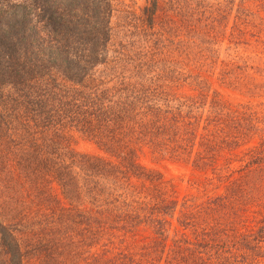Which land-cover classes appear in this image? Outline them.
I'll return each instance as SVG.
<instances>
[{"label":"rangeland","instance_id":"obj_1","mask_svg":"<svg viewBox=\"0 0 264 264\" xmlns=\"http://www.w3.org/2000/svg\"><path fill=\"white\" fill-rule=\"evenodd\" d=\"M5 1L28 5V14L32 19V3L29 0H0V6L4 7ZM111 4L112 37L107 47L106 63L96 66L84 82L90 87L93 84L102 87L99 95L107 92L108 100H105L104 94L98 105L80 106V114L73 117L79 120L80 126L62 129L56 121H65V118L60 119L65 91L75 88L80 93L88 89L72 87L61 80L46 84L45 93L35 96L32 88L9 85L0 88V264H16L8 252L11 241H16L20 250V264H131L128 260L122 262L117 252L119 247L125 248L133 242L144 246L143 243L148 244L149 238L154 236L147 225L138 224L145 216L140 205L151 208L170 203H175L173 210L157 216L166 221L170 239L181 230L178 225L181 212L194 213L192 208L196 206V209H202L201 215H188L191 223L204 226L208 222L211 224L210 220L215 218L227 224L228 230L221 236L224 245L217 253L207 251L202 256L196 255L195 260H200L195 264H225L224 259L229 258L227 263L234 264L233 255L238 257L235 264H264V249L251 251L238 246L237 250L225 246L227 241L237 239L236 236L247 234L248 227L253 226L249 222L252 216L259 221L255 230L260 227L262 230L259 232L264 235V168L251 169L241 178L237 172L234 173L238 185L230 188L236 197L223 201L224 209L219 213L206 212L203 209L207 207V197L224 195L227 192L225 185L217 182L213 186H192L191 183L193 180L225 177L237 171L242 167L238 161L241 149L230 152L209 148L207 159L203 160L209 168L198 171L191 163L196 160L197 152H202L205 157L204 149L195 146L186 148V151L178 150L170 156L162 152L167 144V134L174 132L177 125L171 127V131L164 128L153 137L150 133L152 127L149 128L150 122L157 119L151 117V111L158 109L159 118L166 115V110L178 112L177 102H165L159 96L171 92V84L164 81V76L159 80L168 72L165 70L168 59H173L178 71L180 62L187 56L190 60L217 58L218 62L233 58L248 60L254 68L253 78L261 86L256 98L247 99L221 90L213 80L215 76L209 82L212 90L220 92L232 105L250 101L257 112L264 109V0H256L252 6L245 5L242 0H111ZM146 10L154 13L156 19L153 23L146 22ZM152 41L160 42L159 50L141 57ZM133 58L140 61L136 64L132 62ZM146 88H150V93ZM177 94H184V91ZM191 94L195 96V93ZM121 98L130 99V104L115 103ZM108 101L116 104H110L112 112L123 108L128 114L123 121L124 127H117L116 136L102 148L99 146L102 140L100 128L95 129L99 126L97 119L101 114V104ZM179 101L183 102L182 99ZM198 107L196 102L190 113L195 116ZM180 108L181 114L185 115L187 108ZM165 118L158 125L167 123ZM139 125L144 132L139 131ZM176 140L184 144L181 138ZM157 144L162 146L156 150ZM111 152H134L139 164L157 178L156 194L148 188L134 191L126 182L114 183L99 172L98 166L93 167L96 165L95 158L115 163L117 156L113 158ZM184 152L187 153L183 155ZM211 157L220 165L215 176L209 172L212 170L209 166ZM57 170L65 173L62 175L65 179L68 174L76 179L69 182L72 184L67 182L71 193L67 198L55 178ZM130 185L133 186V183ZM139 186L141 184L137 183L135 187ZM244 194L249 199L240 201ZM156 195L157 200L151 198ZM183 203L187 208L183 207ZM120 212L123 216L138 218L133 228V240L119 229L108 233L112 235L110 243H98L97 235L93 234L94 224L98 223L95 222L103 218L115 220ZM189 237L193 238L192 234ZM134 253L142 255L143 250ZM167 253L168 248L160 254L154 253L156 259L160 258L159 264H164L169 255ZM146 254L152 257L148 252ZM251 254L256 255V260L251 261L254 256Z\"/></svg>","mask_w":264,"mask_h":264},{"label":"trees","instance_id":"obj_2","mask_svg":"<svg viewBox=\"0 0 264 264\" xmlns=\"http://www.w3.org/2000/svg\"><path fill=\"white\" fill-rule=\"evenodd\" d=\"M29 1L32 3V19L28 14L29 9H27L28 5L26 4L5 1V6H0V88L4 85L24 89L32 88V93L35 96L41 92L45 93L46 84L61 80L72 87L79 86L88 89L87 92L80 93L76 92L75 88L65 91V101L60 107V111H62L60 119L65 118V121L59 119L56 121L62 129L80 126L79 120L73 118L75 115L80 114V106L84 104L88 107L98 105L102 101L101 99H104V94L106 95L105 100H108L107 92H101L102 95H99L102 87L98 85L99 88L95 84L90 87V85H85L84 82L96 66L106 63L107 47L112 37L113 7L111 0ZM255 2L256 0H242V3L249 6H252ZM151 12L146 10V22L153 23L156 19L154 13ZM159 44L160 42L152 41V44L146 49V54L141 57L157 52L161 47ZM30 50H32L31 53ZM189 57L187 56L182 62L179 61L180 71L176 69L173 59L166 60L165 70L168 72L160 76L159 80L164 76V81L171 84L169 85V91L171 92L161 93L159 96L165 102H177L179 108H177L178 112L171 109L166 110V115H161L160 118L157 115L158 109L151 111V117L157 119L153 123L150 122L149 128L152 127L150 133L153 137L158 135L156 132H160L164 128L171 131L170 128L177 125L178 127L174 132L167 134L168 136L165 139L167 144H165V147L163 146L162 152L165 151L170 156L173 152L186 151V148H194L195 146L204 149L206 151L205 157L202 152H197L196 160L191 163L193 169L198 171L209 168L203 162L207 159L206 155L209 148L230 152L238 148L241 149L238 161L242 164V167L237 171H233L225 177L205 178L201 181L193 180L191 183L192 186L198 184V186H213L217 182L225 185L227 192L224 195L207 197L205 202L207 207L203 210L206 212L211 210L212 214H216L224 209L223 201H229L230 198L236 197V193L231 191V188L238 185L237 179L233 177L234 173L237 172L240 175L239 178H241L251 169L264 168V109L257 112L252 105L253 102L250 101L244 104L232 105L220 92L212 90L209 80L215 76L213 80H215L218 88L247 99L256 98L259 95V87L261 86L253 78L255 76L253 73L254 68L246 59L233 58L218 62L217 58L215 60L214 58L190 60ZM134 61L137 64L140 59L133 58L132 62ZM162 66L164 68L163 63ZM131 88L134 92L136 91L134 85ZM146 90L150 93V88H146ZM180 91H184V94H177ZM191 93H195V98ZM139 94L143 95V92L139 91ZM180 99L183 102H180ZM120 100L115 103L129 105L131 102L130 99L123 100L121 98ZM196 102L199 107L198 113L194 116L190 112ZM115 103L114 101H108L101 104V114L98 115L100 117L97 119L99 126L95 130L98 127L100 128L102 140L99 141L100 145H98L102 148L107 146L106 144L116 136L117 127L118 129L124 127L123 121L128 114L127 110L123 108L119 112H112L110 104ZM183 106L187 108L185 115H182L180 111V107ZM143 116L144 114L141 120ZM164 116H166L167 123L158 125ZM167 118L169 119L167 120ZM170 121L172 123L167 125ZM199 129L201 131H198ZM44 131L46 132V130ZM139 131L144 132L142 125H139ZM179 138L185 145L176 140ZM106 139L108 141H104ZM251 141H256V143L252 144ZM161 146L157 144L156 150ZM186 153L184 152L183 155ZM111 156L113 158L117 156L114 160L115 163H110L106 159L95 158L93 160L96 165L93 167L98 166L99 172L108 180H113L114 183L126 182L130 189L144 190L148 188L147 190H151L156 194L155 180L157 178L153 172L144 169L139 164L138 156L134 155V152L128 154H116L115 152ZM214 157H211L209 161V166L212 167L209 172L215 176V172L220 168V165L217 164L219 162ZM174 158L180 159L179 157ZM88 160L85 162L86 164ZM57 171L55 178L58 179L62 193L67 198L68 194H71L69 193L68 183L76 179H73L74 176L70 174L65 175V177L67 176L65 179L62 176L65 173ZM131 183H133V186L130 185ZM137 183L141 186L135 187ZM151 198L157 200L158 197L156 195ZM239 199L240 201L244 199L247 201L249 198L244 194V198ZM174 204L170 203L168 206L162 207L153 205L151 208L146 207L145 204L140 205L145 216L141 218L138 224L147 225L154 236L149 238L150 242L148 244L144 242V246H139L133 242L134 244L127 243L128 246L125 248L119 247L117 252L118 256L122 258V262L128 260L131 264H143V262L159 264L160 258L156 259L154 253L156 255L160 254L168 248L169 253L167 254L172 257L170 258L168 255L164 264H195L200 260L199 258L195 260L196 255L200 254L202 256L207 251H215L216 253L219 251V248L224 245L221 236L228 230L226 228L227 224L224 225L220 221H216L215 218L210 220L211 224L208 222L204 226L191 223L192 221L187 218L188 215H195V213H198V216L201 215L200 211L202 209H196L197 206L192 208L194 213L181 212V216L178 218V225L181 230L176 231L172 239L169 238L166 221L157 218V216L166 213L170 209L173 210ZM124 207L127 208L128 205ZM137 219V217L123 216V212H120L115 220H109V218L97 220L95 223H98L94 224L93 234L97 235L98 243L102 241L110 243L112 235L108 233L120 229L124 235L131 236L133 240V237H135L133 228L134 224L137 223ZM249 220L253 226L248 227L247 234L236 236L237 239L227 241L225 246L235 247L237 250H239L238 246H240V249H250L251 251L264 249V235L259 232L262 229L259 227L257 231L255 230L257 223H259L258 219L252 216ZM117 222H123L127 225H119ZM92 230V226H90V231ZM190 234L193 238L189 237ZM200 238L202 241H199ZM10 246L8 252L11 253L13 263H22L16 241H11ZM139 249L143 250L142 255H140L141 253L138 255L134 253ZM146 252L152 257H148ZM251 255H254L251 257V261L256 260V255ZM229 259H224L225 264H228ZM231 259L232 263L235 264L238 257L233 255Z\"/></svg>","mask_w":264,"mask_h":264}]
</instances>
